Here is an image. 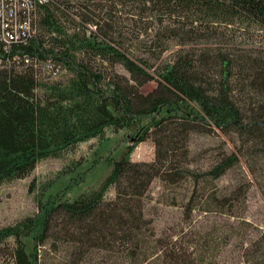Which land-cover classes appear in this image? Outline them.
Masks as SVG:
<instances>
[{
    "label": "trees",
    "instance_id": "trees-1",
    "mask_svg": "<svg viewBox=\"0 0 264 264\" xmlns=\"http://www.w3.org/2000/svg\"><path fill=\"white\" fill-rule=\"evenodd\" d=\"M63 1H58L60 6L52 0L36 8L39 34L28 45L7 55L0 47V58L10 60L9 65H0V188L26 178L42 161L62 158L81 143L102 139L109 129L133 131L137 136L125 155L113 162L98 189L59 200L39 224L35 216L1 229L0 249L12 240L15 264H41L40 250L49 240L55 251L64 244L72 264H90L98 255L105 259L101 264H108L110 258L113 264H197V260L201 264L204 248L202 254L193 250L194 258L193 252L183 248L182 254V246L159 237L144 200L157 178L166 184L183 181L191 184L186 210L193 212L203 182L215 187L240 164L239 157L248 164L256 157L264 161V51L242 50L257 54L255 58L220 51L210 56L193 47L210 39L224 40L235 29L264 33V0H117V6L130 8L137 19H153L137 37L151 38L145 43L150 45L145 51L150 57L130 51L122 33L115 37L89 14ZM105 6L102 18L109 22L111 8ZM86 24H94L96 31ZM171 43L180 49L168 64L151 73L150 58L161 59ZM23 55L30 58L29 64ZM98 61L122 66L129 77L107 78ZM47 62L60 67L61 75L66 71L68 79L41 82L36 70ZM155 79L157 88L141 93ZM247 93L255 96L249 107L243 98ZM206 127L221 131L236 148L239 143L238 154L225 152L211 168L192 170L189 137ZM150 138L157 148L155 161L133 162L135 147ZM111 190L115 197L108 200ZM200 197L206 202L200 211L240 218L237 205H229L230 194L221 193L219 187ZM234 228L233 224L229 239ZM34 235L30 255L26 240ZM259 236L262 255L253 256L250 264H264V230Z\"/></svg>",
    "mask_w": 264,
    "mask_h": 264
},
{
    "label": "rangeland",
    "instance_id": "rangeland-1",
    "mask_svg": "<svg viewBox=\"0 0 264 264\" xmlns=\"http://www.w3.org/2000/svg\"><path fill=\"white\" fill-rule=\"evenodd\" d=\"M58 1L53 0V3L58 4ZM63 2L69 3L81 14H89L87 16L92 18L93 22L101 23L105 31H113L115 37L122 33L125 46L130 51L136 52L139 56L150 57L145 51L150 47L147 44L151 43V38L137 39V37L139 32H144L145 28L152 25V18L137 19L138 16L134 15L135 12H131L130 8L117 6V0L115 3L112 0H64ZM104 6L111 8L108 13L109 22H105L102 18ZM86 7L88 13H86ZM74 19L76 22H82L77 17ZM86 25L89 29L96 31L94 24ZM34 29L37 36L39 34L37 14ZM223 38L224 40L210 39L193 47L204 53L207 52L210 56L220 51L231 53L236 57L255 58L257 54L242 50L247 48V51H251V48H256L264 51L263 32H245L244 29H235L233 32H227V36ZM190 47L192 46L187 48ZM179 49V46L171 43V48L161 59L150 58V64L153 66L151 73L160 69L164 63L168 64ZM98 62L107 78L118 80L116 75L129 77L118 64ZM92 63L97 65L95 60ZM22 69L20 65L18 70ZM36 74L41 82H64L69 77V74L64 71L60 77L53 78L43 66L36 70ZM247 84L245 82L243 85ZM238 85L242 86L240 83ZM157 86L158 82L155 79L142 87L140 91L148 94ZM243 98L248 102V107L249 102L255 100L252 93L245 94ZM192 105L197 111L198 107L195 104ZM136 136L137 134L133 131L122 130L119 133H113L109 129L102 139L95 138L81 143L74 151L62 158L40 162L26 178L4 184L0 188V230L35 216L39 217V224L44 213L59 200H73L85 192L98 189L110 174L113 162L125 155L128 147L134 144ZM239 146L240 144L237 143L236 148L233 143H230V139L216 128H197L189 137L190 168L205 171L211 168L220 157L222 158L223 153L238 154ZM156 155V144L154 139L150 138L135 147L131 160L135 163H153ZM239 158L240 164L235 165L221 180L215 182V187L205 182L201 184L203 189L194 203L199 206L193 212L186 210L191 196L190 183L182 181L177 184H166L157 178L145 196L147 217L156 226L159 237L173 244L177 243V247L182 246L180 249L182 254L185 253L184 249L193 252L191 255L194 258L197 257V252L202 254L200 248H204L205 253L201 256V264H246V262L250 264L253 256L262 255L258 250V242L259 234L264 230V161L256 157L255 160H249L248 164L244 157ZM253 170L255 174L251 173ZM216 187H219L221 193L230 194L232 201L229 205H237L238 216L241 219L239 217L230 219L225 215L216 216L200 211L201 205H206L204 197H200L201 194L211 193ZM114 197L115 191L111 190L107 198L111 200ZM41 205H44L42 210H40ZM233 224L235 232L233 238L229 239ZM34 240L35 235L26 240L30 255L34 253ZM196 249L199 251L195 252ZM40 254L41 264H72V260L65 254L63 243L59 244L58 251H55L52 241L49 240L48 244L40 250ZM102 260H105L103 256L98 255L90 264H101ZM113 261L114 259L110 258L108 264H113ZM196 262L200 264L198 260ZM0 264H15L12 240L0 249Z\"/></svg>",
    "mask_w": 264,
    "mask_h": 264
},
{
    "label": "built area",
    "instance_id": "built-area-1",
    "mask_svg": "<svg viewBox=\"0 0 264 264\" xmlns=\"http://www.w3.org/2000/svg\"><path fill=\"white\" fill-rule=\"evenodd\" d=\"M52 0H0V47L2 53L10 54L15 47L26 46L36 36L34 29V14L37 7L46 5ZM18 56L14 59L16 60ZM24 62L30 63V58L23 55ZM0 58V65L10 64L9 58ZM53 77L61 75L60 67L51 62L44 66Z\"/></svg>",
    "mask_w": 264,
    "mask_h": 264
}]
</instances>
